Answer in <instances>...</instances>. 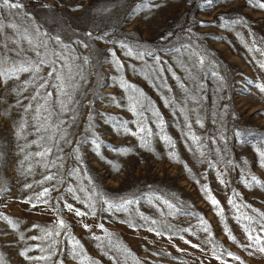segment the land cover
Returning <instances> with one entry per match:
<instances>
[{
  "label": "rangeland",
  "instance_id": "rangeland-1",
  "mask_svg": "<svg viewBox=\"0 0 264 264\" xmlns=\"http://www.w3.org/2000/svg\"><path fill=\"white\" fill-rule=\"evenodd\" d=\"M15 2L22 7L0 21L20 33L27 26L34 45L47 41L82 70L62 117L70 142L58 139L45 157L35 153L52 145L16 103L28 74L0 81V264H264V9L256 0ZM13 41L29 47L6 28L3 42ZM246 227L260 245L243 246Z\"/></svg>",
  "mask_w": 264,
  "mask_h": 264
},
{
  "label": "snow or ice",
  "instance_id": "snow-or-ice-1",
  "mask_svg": "<svg viewBox=\"0 0 264 264\" xmlns=\"http://www.w3.org/2000/svg\"><path fill=\"white\" fill-rule=\"evenodd\" d=\"M208 3L211 4L212 0H208ZM249 3L252 4V0H249ZM254 6L259 9H264V3H260L259 0H256ZM21 7L22 5L15 2V0H0V12L6 11L9 14H13L12 10H18ZM6 28L16 30L27 41L29 47L27 49H22L17 46L16 41H13V47L9 48L8 44L3 42V34ZM33 31L39 32L38 29H34ZM28 33L29 29L27 26H25L23 32L20 33L17 24L10 22L5 25L0 21V81L5 83L12 79L19 81L21 74H28L25 80L19 81L17 89L14 90L18 97L16 103L21 105L25 112L32 114L31 127L35 129L37 134H40L41 141H44L45 144L52 145L45 147L44 144H41L44 150L35 153L36 156L45 157L53 152V147L56 146L58 139H63L65 143L70 142L64 135L63 125L66 124L67 121L63 120L62 117L72 110L70 105L75 103L73 91L76 89L77 77L80 76L82 69L78 65L68 64L65 53L63 51H57L55 47L50 48L48 42L45 40H41L38 44L34 45L33 40L29 39ZM54 43L57 45L60 44V38L56 37ZM121 47H126V45L122 44ZM5 49H7V51H5ZM176 51L179 52V49H176ZM13 52L14 55L11 54ZM28 52H31L32 55H28ZM128 55H131L130 49ZM148 55L151 56L152 53L149 52ZM137 56L143 59L144 53H137ZM84 62H87V58H84ZM198 62L203 63V59L201 58ZM44 68L49 69L46 75H42ZM49 87H52L56 92L54 101L49 100V97L53 95L52 92L47 91ZM129 87L132 86L129 85ZM258 87L261 93H264V86ZM29 88H31L32 91L28 96H23V93L27 92ZM24 99L30 102L24 105ZM130 99H135L137 103L140 102L138 97H130ZM72 119L74 120V116ZM26 124H28V121L22 117L20 129L23 130ZM141 131H144V129L141 128ZM56 132L60 133L59 137L55 135ZM46 133L47 135H45ZM132 135H136V133H132ZM261 156H264V152L261 153ZM52 164L55 166V161H53ZM47 166L46 164L45 167ZM75 171L76 169H71L69 175H72ZM116 171L118 172L119 169L117 168ZM45 179L52 180L53 177L46 176ZM253 180H255V177H253ZM41 183H44V181H41ZM49 191L48 188H44L37 199L48 195ZM68 191L71 193L74 190L70 188ZM81 191H84V189H81ZM74 198L79 199V197ZM89 199H91V197ZM103 203L108 204L109 202L104 200ZM124 203L131 204L133 201L129 200ZM124 203H121L119 207L123 208ZM212 203L215 205L218 202L213 199ZM33 207H35V205H33ZM109 207H116V205L109 204ZM67 208L70 211H75L77 216L85 215V213L80 210L73 209L71 204L67 205ZM260 215L264 217V213ZM246 219L250 220L251 217H246ZM63 225L64 222L62 220L59 221V226L62 227ZM259 226L260 230L264 232V222H259ZM204 231H207V229L205 228ZM245 231L248 232L247 239L251 241V243L243 245L244 247L250 248L261 244L260 236L254 237L251 232L248 231L247 227ZM230 238L233 240L235 239V237ZM33 239H36V237H33ZM258 251L264 253V246L259 247ZM229 255L232 254L229 253ZM237 259L239 258L237 257Z\"/></svg>",
  "mask_w": 264,
  "mask_h": 264
}]
</instances>
